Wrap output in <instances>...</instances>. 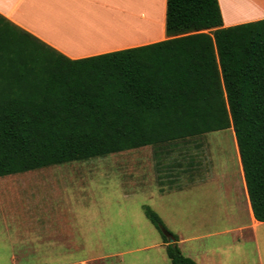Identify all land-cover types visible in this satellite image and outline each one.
I'll use <instances>...</instances> for the list:
<instances>
[{
    "label": "trees",
    "instance_id": "1",
    "mask_svg": "<svg viewBox=\"0 0 264 264\" xmlns=\"http://www.w3.org/2000/svg\"><path fill=\"white\" fill-rule=\"evenodd\" d=\"M165 25L166 39L72 59L0 14V176L232 128L264 221V19L225 27L219 0H167ZM145 213L172 264H197Z\"/></svg>",
    "mask_w": 264,
    "mask_h": 264
},
{
    "label": "rangeland",
    "instance_id": "2",
    "mask_svg": "<svg viewBox=\"0 0 264 264\" xmlns=\"http://www.w3.org/2000/svg\"><path fill=\"white\" fill-rule=\"evenodd\" d=\"M176 142L209 143L200 153L204 159L202 174L206 175L208 170L221 174L229 165L228 142H235V138L226 129ZM174 150L172 153L177 155L179 150L177 147ZM31 171L60 173L51 180L58 182L59 187L36 190L24 184L27 180L21 179L23 173L0 177V264L70 261L63 258L60 241L49 244L48 228L35 224L49 220L54 222L58 236H64L62 228L67 225L76 241L83 243L67 254L78 261L76 264H172L159 230L146 216V207L158 213L189 256L193 248L215 247L233 235L214 234L232 223L222 217L221 210L212 222L196 223L197 217L205 214L199 202L200 188L181 194L161 193L166 185L154 186L160 169H155L152 146ZM49 200L57 207L51 218L42 209ZM201 234L205 235L203 239H193ZM259 242L264 254V226L260 227ZM22 252L26 253L25 258L21 257ZM54 255L58 258H53ZM81 259L87 262L81 263Z\"/></svg>",
    "mask_w": 264,
    "mask_h": 264
},
{
    "label": "crops",
    "instance_id": "3",
    "mask_svg": "<svg viewBox=\"0 0 264 264\" xmlns=\"http://www.w3.org/2000/svg\"><path fill=\"white\" fill-rule=\"evenodd\" d=\"M219 4L225 27L264 19V0H219ZM166 5L167 0H0V14L56 51L78 59L166 39ZM230 130L235 142H228L229 165L221 174L216 170L202 174L204 159L200 153L203 147L208 148L207 142H172L158 150L152 146L155 169H160L154 186L166 185V188L161 187V193L173 191L181 194L200 188L199 202L205 214L197 217V224L212 222L219 210L226 221H232L230 227L214 232L233 233L215 247L201 245L189 251L190 256L182 250L197 264H232L234 261L237 264H264L259 242L260 227L264 226V221L254 215L239 146L234 130ZM175 147L179 150L177 155L172 153ZM18 173H23L21 179L27 180L25 185H32L36 190L59 187L58 182L51 180L60 173L31 170ZM29 180L37 181L29 183ZM42 209L51 218L57 207L49 200ZM35 224L48 228L50 235L46 239L50 240L49 244L52 241L63 244V258L70 259L64 264L78 262L67 254L74 248L82 247L83 243L76 241L67 225L62 228L64 236H58L51 220ZM204 236L201 234L193 239H203ZM49 249L51 252V245ZM26 250L35 251L34 248ZM25 255L22 252L21 257L25 258ZM53 258L58 257L54 255ZM83 262H87L86 259H81Z\"/></svg>",
    "mask_w": 264,
    "mask_h": 264
},
{
    "label": "water",
    "instance_id": "4",
    "mask_svg": "<svg viewBox=\"0 0 264 264\" xmlns=\"http://www.w3.org/2000/svg\"><path fill=\"white\" fill-rule=\"evenodd\" d=\"M167 237H168V240L170 243H173L176 241L175 237L173 236V234L171 233H166Z\"/></svg>",
    "mask_w": 264,
    "mask_h": 264
}]
</instances>
